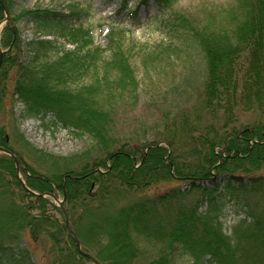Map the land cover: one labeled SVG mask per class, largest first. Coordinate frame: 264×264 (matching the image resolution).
<instances>
[{"label":"trees","instance_id":"trees-1","mask_svg":"<svg viewBox=\"0 0 264 264\" xmlns=\"http://www.w3.org/2000/svg\"><path fill=\"white\" fill-rule=\"evenodd\" d=\"M119 1L120 9L128 8V0ZM151 1L172 2L140 4ZM4 2L0 146L14 156L0 154V264H36L27 231L48 243L47 264H177L176 254L194 264H264V0H238L242 14L225 27H202L194 18L169 15L168 33L188 34L204 54V91L199 109H183L160 137L140 141L139 147L128 140L119 144L112 133L117 87L121 95L137 91L124 30L111 26L104 47L94 44L92 29L65 20L83 11L22 10L20 18L30 17L41 35L74 46L66 49L37 37L28 42L33 55L24 59L15 3ZM52 51L57 57L46 60ZM90 72L92 80L80 84ZM10 93L25 116L44 121L51 115L45 126L88 136L90 146L69 159L22 140L27 155L39 154L57 168L53 174L37 171L9 138L4 109ZM244 113L253 119L240 122ZM171 182L178 185L122 200L128 191ZM194 192L202 196L189 202ZM46 193L60 194L63 204L54 205ZM227 205L245 212L239 221L244 228L233 236L225 234L220 219Z\"/></svg>","mask_w":264,"mask_h":264},{"label":"rangeland","instance_id":"rangeland-1","mask_svg":"<svg viewBox=\"0 0 264 264\" xmlns=\"http://www.w3.org/2000/svg\"><path fill=\"white\" fill-rule=\"evenodd\" d=\"M13 1L15 3L13 17H18L14 25L19 31L24 59L33 55L28 42L37 37L52 39L58 44H63L66 49H73L74 46L65 42L63 38L41 35L40 29L30 17L20 18L22 10L49 9L64 14L70 13L73 9L83 11L81 17H67L65 20L76 26L83 25L92 29L94 44L104 47L108 44L111 26L124 30L125 35L122 39L136 76L137 91L130 92V88L121 95L120 87H117V95L111 100V109L114 113L112 133L118 137L119 144L128 140L138 147L140 141L160 137L165 124L178 118L179 112L183 109H199L200 97L204 91L207 74L204 54L197 42L188 34L182 31L176 32L175 35L168 33L165 22L169 15L174 12L194 18L202 27H225L234 25L242 14L238 0H172L170 6L154 1L147 5L140 4V0H128V8L123 10L120 9L119 0ZM7 22V18L0 22V31ZM56 57L52 51L45 59L53 60ZM91 80L92 72L80 84ZM11 98L10 93L6 97L4 109L9 138L13 147L24 152L28 163L37 171L53 174L57 168H54L52 160L46 162L45 159L38 158L39 154L27 155L28 150L24 141L31 148L69 159H73L90 146L91 140L88 136L75 135L61 125L45 126L44 121H53L51 115L44 121L37 117L25 116L23 105ZM253 116L251 113L241 114L239 121L248 122ZM21 135L23 139L20 138ZM1 153L9 155L3 151H0ZM261 171L264 172V169ZM19 177L23 178L22 172L19 173ZM176 185L177 182L159 183L143 191H128L122 200L151 196ZM183 187L185 188V185ZM45 195L52 196L48 193ZM198 196L202 195L194 192L187 199L193 202ZM114 201L116 204L119 202L116 197ZM51 202L61 206L63 198L60 194L58 198L52 196ZM236 210L227 205L220 213L223 231L228 236H233L235 230L244 228L239 221L245 217V212ZM50 212L62 220L59 212L54 210ZM25 240L33 249L36 264H47L48 243L32 239L29 231L26 232ZM175 258L177 264H194L188 256L176 254Z\"/></svg>","mask_w":264,"mask_h":264},{"label":"water","instance_id":"water-1","mask_svg":"<svg viewBox=\"0 0 264 264\" xmlns=\"http://www.w3.org/2000/svg\"><path fill=\"white\" fill-rule=\"evenodd\" d=\"M2 1H3V3H4V6H5V2H4V0H2ZM7 17H8V15H7ZM3 54H4V51L0 49V69H1L2 61H3ZM0 151H3V152H5V153L9 154L10 156H14V153H13V152H11V151H9V150H7V149L1 147V146H0ZM15 161H16L17 169H18V168H19V161H18L17 158H15ZM18 170H19V169H18ZM20 179H21V181H22L23 183H25V182L23 181L22 178H20ZM42 195L45 196V194H42ZM52 196H53V195H52ZM66 220H67V224L69 225V218L67 217ZM77 245H78V249H79L80 251H82V250H81V244H80L79 241L77 242ZM82 253H84V254H85L86 256H88V257H92L89 253H85V252H82Z\"/></svg>","mask_w":264,"mask_h":264}]
</instances>
